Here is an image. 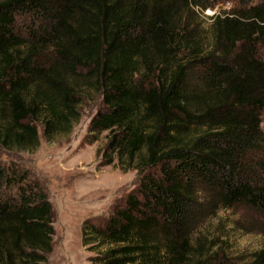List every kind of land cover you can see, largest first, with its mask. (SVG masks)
<instances>
[{"label": "trees", "instance_id": "obj_1", "mask_svg": "<svg viewBox=\"0 0 264 264\" xmlns=\"http://www.w3.org/2000/svg\"><path fill=\"white\" fill-rule=\"evenodd\" d=\"M223 1L0 0V147L69 133L99 94L97 156L136 171L82 225L92 264H212L220 240L197 229L219 208L255 214L264 238V0L212 16L210 39L198 17ZM54 217L32 172L0 163V264H49Z\"/></svg>", "mask_w": 264, "mask_h": 264}, {"label": "rangeland", "instance_id": "obj_2", "mask_svg": "<svg viewBox=\"0 0 264 264\" xmlns=\"http://www.w3.org/2000/svg\"><path fill=\"white\" fill-rule=\"evenodd\" d=\"M236 7L238 9L237 1L224 0L199 16L204 35L212 39V16L225 18ZM101 107L100 95L89 93L82 97L79 121L72 125L69 133L46 138L38 126L39 146L34 151L0 147V163L13 162L31 171L54 207L56 234L49 264H92L90 258L96 253L82 244L84 221L107 220L114 204L137 183L136 171L124 173L116 161L103 165L102 158L97 156L98 149L102 152L106 144L107 133L97 134L93 141L88 129ZM262 127L264 129V112ZM255 222H260L258 216L241 209L219 208L207 217L197 232L220 240L211 248V253L218 252L212 264H251L255 254L264 249V238L254 227Z\"/></svg>", "mask_w": 264, "mask_h": 264}]
</instances>
